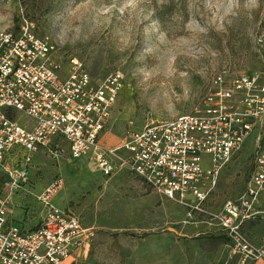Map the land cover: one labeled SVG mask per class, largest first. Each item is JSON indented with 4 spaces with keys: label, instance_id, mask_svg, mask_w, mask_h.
I'll list each match as a JSON object with an SVG mask.
<instances>
[{
    "label": "rangeland",
    "instance_id": "374dc122",
    "mask_svg": "<svg viewBox=\"0 0 264 264\" xmlns=\"http://www.w3.org/2000/svg\"><path fill=\"white\" fill-rule=\"evenodd\" d=\"M126 3L5 0L0 5V29L17 28L24 19L32 23L56 47L62 77L74 59L98 82L115 71L123 73L124 86L102 133L103 144L119 146L149 119L170 120L202 106L218 74L264 78V0L255 7L250 0H238L234 7L226 0L222 5L217 0H137L131 8ZM18 120L31 124L23 113ZM260 131H253L220 172L207 208L219 210L244 192ZM25 157L20 151L10 159L22 164ZM30 176L35 194L61 176L64 185L55 203L96 229L77 264L231 263L227 241L217 226L205 222V214L191 219L183 205L131 175L107 176L91 158L54 161L38 151ZM9 208L23 212L27 227L39 220L41 206L30 193L10 199ZM252 227L258 228L255 222Z\"/></svg>",
    "mask_w": 264,
    "mask_h": 264
},
{
    "label": "built area",
    "instance_id": "2783aa9c",
    "mask_svg": "<svg viewBox=\"0 0 264 264\" xmlns=\"http://www.w3.org/2000/svg\"><path fill=\"white\" fill-rule=\"evenodd\" d=\"M55 54L56 47L26 19L0 29V264H77L96 237L94 227L55 203L61 176L37 194L31 190L30 164L38 151L54 161L91 158L107 176L125 171L183 205L191 219L205 214V222L229 239L228 264H264V232L257 236L249 228L264 222V78L218 74L202 106L170 120L149 119L121 145L108 146L102 133L124 86L123 73L98 82L74 59L62 77ZM19 113L31 124H21ZM257 128L254 170L244 192L219 210L207 208L220 172ZM20 151L25 161L14 164L10 156ZM24 192L41 206L33 227L9 208L10 199Z\"/></svg>",
    "mask_w": 264,
    "mask_h": 264
},
{
    "label": "crops",
    "instance_id": "0c3cea01",
    "mask_svg": "<svg viewBox=\"0 0 264 264\" xmlns=\"http://www.w3.org/2000/svg\"><path fill=\"white\" fill-rule=\"evenodd\" d=\"M121 173H125V174H127V175H129L128 173H126L125 171H121ZM130 176V175H129ZM131 178H135V177H131ZM135 179H137V178H135ZM139 180V179H138ZM141 182V181H140ZM40 192V191H39ZM23 195H24V193H20L19 195H17L16 197H14L13 199H21V196L23 197ZM25 197V196H24ZM11 210V209H10ZM12 212H13V215H14V217H15V219L16 220H18V221H20V222H22L23 221V212L21 213V212H18V213H16V211H14V210H11ZM21 216H19V215ZM29 214V213H28ZM23 223V222H22ZM24 224V223H23ZM25 225V224H24ZM26 226V225H25ZM27 227V226H26ZM256 227H258V228H256V230H254V228L252 227L251 228V230L255 233V235H260V233H262V232H264V222H260L259 221V224L258 225H256Z\"/></svg>",
    "mask_w": 264,
    "mask_h": 264
},
{
    "label": "clouds",
    "instance_id": "9594fccd",
    "mask_svg": "<svg viewBox=\"0 0 264 264\" xmlns=\"http://www.w3.org/2000/svg\"><path fill=\"white\" fill-rule=\"evenodd\" d=\"M137 2V0H127V3L125 5V7H128V8H131L133 6V4H135ZM225 2V0H217V3L218 5H222L223 3ZM226 2L234 7L238 4V0H226ZM250 3L253 7L257 6L258 5V0H250ZM219 7L217 8V11H219ZM107 11V10H106ZM226 15L227 14H230L229 12H226L225 13Z\"/></svg>",
    "mask_w": 264,
    "mask_h": 264
},
{
    "label": "trees",
    "instance_id": "16d2710c",
    "mask_svg": "<svg viewBox=\"0 0 264 264\" xmlns=\"http://www.w3.org/2000/svg\"><path fill=\"white\" fill-rule=\"evenodd\" d=\"M224 236V239L226 240V241H228L229 239L225 236V235H223Z\"/></svg>",
    "mask_w": 264,
    "mask_h": 264
}]
</instances>
